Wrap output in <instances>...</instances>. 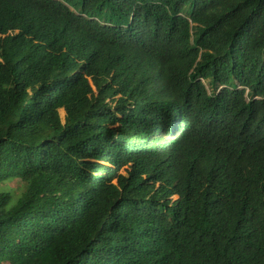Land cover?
I'll return each mask as SVG.
<instances>
[{
	"label": "trees",
	"instance_id": "16d2710c",
	"mask_svg": "<svg viewBox=\"0 0 264 264\" xmlns=\"http://www.w3.org/2000/svg\"><path fill=\"white\" fill-rule=\"evenodd\" d=\"M0 264H264V0H0Z\"/></svg>",
	"mask_w": 264,
	"mask_h": 264
},
{
	"label": "rangeland",
	"instance_id": "374dc122",
	"mask_svg": "<svg viewBox=\"0 0 264 264\" xmlns=\"http://www.w3.org/2000/svg\"><path fill=\"white\" fill-rule=\"evenodd\" d=\"M205 84L207 86V82H205ZM59 113H60V117L63 121L65 113H64V111L62 112V110H60ZM20 185H21L20 182H17V181L9 182L6 185V189L11 190L14 194H16V196H19L22 192V188L20 187Z\"/></svg>",
	"mask_w": 264,
	"mask_h": 264
}]
</instances>
